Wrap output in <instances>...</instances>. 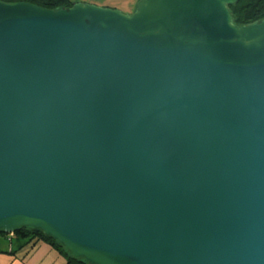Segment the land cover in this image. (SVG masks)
Masks as SVG:
<instances>
[{
	"label": "water",
	"instance_id": "water-1",
	"mask_svg": "<svg viewBox=\"0 0 264 264\" xmlns=\"http://www.w3.org/2000/svg\"><path fill=\"white\" fill-rule=\"evenodd\" d=\"M238 2L0 1V233L87 264H264V19Z\"/></svg>",
	"mask_w": 264,
	"mask_h": 264
},
{
	"label": "crops",
	"instance_id": "crops-1",
	"mask_svg": "<svg viewBox=\"0 0 264 264\" xmlns=\"http://www.w3.org/2000/svg\"><path fill=\"white\" fill-rule=\"evenodd\" d=\"M132 13L139 0H72ZM0 264H67L50 244L29 238L0 235Z\"/></svg>",
	"mask_w": 264,
	"mask_h": 264
},
{
	"label": "trees",
	"instance_id": "trees-1",
	"mask_svg": "<svg viewBox=\"0 0 264 264\" xmlns=\"http://www.w3.org/2000/svg\"><path fill=\"white\" fill-rule=\"evenodd\" d=\"M5 2V0H0ZM10 3L11 2H5ZM33 4L48 10H56L59 8H70L73 4L71 0H34ZM231 11L236 18V23L238 25H247L254 23L259 20L264 19V0H239L238 4L234 7H231ZM7 237L13 238L17 237H26L29 238L31 242L44 241L50 244L60 255H62L67 264H87L85 261L80 259L73 258L64 247H62L58 242L54 241L50 237L44 236L42 233L33 231L31 229H22L20 232L11 235H5Z\"/></svg>",
	"mask_w": 264,
	"mask_h": 264
},
{
	"label": "snow or ice",
	"instance_id": "snow-or-ice-1",
	"mask_svg": "<svg viewBox=\"0 0 264 264\" xmlns=\"http://www.w3.org/2000/svg\"><path fill=\"white\" fill-rule=\"evenodd\" d=\"M5 2H11L13 4L24 5V4L33 3L34 0H5Z\"/></svg>",
	"mask_w": 264,
	"mask_h": 264
},
{
	"label": "rangeland",
	"instance_id": "rangeland-1",
	"mask_svg": "<svg viewBox=\"0 0 264 264\" xmlns=\"http://www.w3.org/2000/svg\"><path fill=\"white\" fill-rule=\"evenodd\" d=\"M72 1V0H71ZM120 11H122L123 13H125V14H129V12H127L126 10L124 11V10H120ZM135 10H133V12H134ZM132 12V13H133Z\"/></svg>",
	"mask_w": 264,
	"mask_h": 264
},
{
	"label": "built area",
	"instance_id": "built-area-1",
	"mask_svg": "<svg viewBox=\"0 0 264 264\" xmlns=\"http://www.w3.org/2000/svg\"><path fill=\"white\" fill-rule=\"evenodd\" d=\"M11 236H13V235H11Z\"/></svg>",
	"mask_w": 264,
	"mask_h": 264
}]
</instances>
